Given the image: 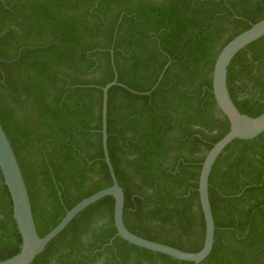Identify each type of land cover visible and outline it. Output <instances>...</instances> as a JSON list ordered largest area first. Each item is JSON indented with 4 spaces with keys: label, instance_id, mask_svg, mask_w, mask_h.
Masks as SVG:
<instances>
[{
    "label": "trees",
    "instance_id": "1",
    "mask_svg": "<svg viewBox=\"0 0 264 264\" xmlns=\"http://www.w3.org/2000/svg\"><path fill=\"white\" fill-rule=\"evenodd\" d=\"M264 18V0H0V123L20 165L40 237L112 185L107 146L134 234L199 252L198 182L230 130L212 73L221 50ZM237 109L264 112V36L227 76ZM214 245L200 264H264V133L236 139L209 179ZM114 199L79 213L32 264H193L117 235ZM21 235L0 171V261Z\"/></svg>",
    "mask_w": 264,
    "mask_h": 264
},
{
    "label": "water",
    "instance_id": "2",
    "mask_svg": "<svg viewBox=\"0 0 264 264\" xmlns=\"http://www.w3.org/2000/svg\"><path fill=\"white\" fill-rule=\"evenodd\" d=\"M264 36V18L248 30L232 39L218 54L212 73L213 94L219 110L230 122L229 132L206 154L202 164L198 192L200 206L205 220V240L203 248L196 253L142 238L132 233L124 223L125 194L116 178L107 146L108 91L117 84V77L103 88L102 105V145L112 185L83 199L68 210L59 224L48 234L40 237L37 232L28 189L12 148L0 123V171L13 205V214L21 235L22 244L18 254L0 261V264H32L43 253L48 244L57 237L83 210L100 199L111 196L114 199V226L117 235L128 243L155 253H161L180 261L200 264L211 253L214 245L215 221L209 196V179L213 166L224 149L236 139L251 140L264 133V112L258 117L242 114L234 104L227 86L229 66L234 57L251 43Z\"/></svg>",
    "mask_w": 264,
    "mask_h": 264
}]
</instances>
